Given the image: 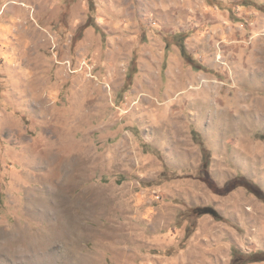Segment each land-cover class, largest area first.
I'll return each instance as SVG.
<instances>
[{"label": "rangeland", "instance_id": "rangeland-1", "mask_svg": "<svg viewBox=\"0 0 264 264\" xmlns=\"http://www.w3.org/2000/svg\"><path fill=\"white\" fill-rule=\"evenodd\" d=\"M234 250L264 253V0H0V264Z\"/></svg>", "mask_w": 264, "mask_h": 264}, {"label": "trees", "instance_id": "trees-1", "mask_svg": "<svg viewBox=\"0 0 264 264\" xmlns=\"http://www.w3.org/2000/svg\"><path fill=\"white\" fill-rule=\"evenodd\" d=\"M200 214H209L215 219H220L219 215L211 210V209H203L199 211ZM264 261V253H257L254 255H248L246 257H238V252L236 250L233 251V258L229 264H250L255 262H262Z\"/></svg>", "mask_w": 264, "mask_h": 264}]
</instances>
